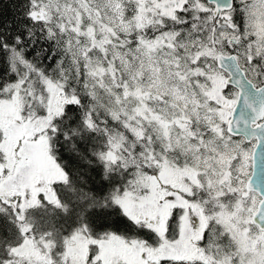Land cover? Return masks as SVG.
<instances>
[{
  "label": "snow or ice",
  "instance_id": "1",
  "mask_svg": "<svg viewBox=\"0 0 264 264\" xmlns=\"http://www.w3.org/2000/svg\"><path fill=\"white\" fill-rule=\"evenodd\" d=\"M0 264H264V0H0Z\"/></svg>",
  "mask_w": 264,
  "mask_h": 264
}]
</instances>
